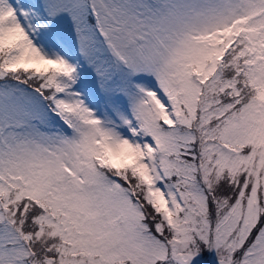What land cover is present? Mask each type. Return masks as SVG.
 Wrapping results in <instances>:
<instances>
[{
    "label": "snow or ice",
    "instance_id": "snow-or-ice-1",
    "mask_svg": "<svg viewBox=\"0 0 264 264\" xmlns=\"http://www.w3.org/2000/svg\"><path fill=\"white\" fill-rule=\"evenodd\" d=\"M0 264H264V0H0Z\"/></svg>",
    "mask_w": 264,
    "mask_h": 264
}]
</instances>
